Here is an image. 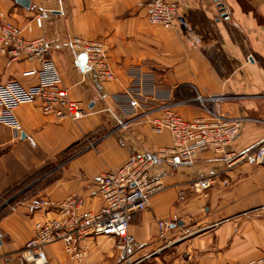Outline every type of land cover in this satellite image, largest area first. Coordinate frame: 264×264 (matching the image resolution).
Wrapping results in <instances>:
<instances>
[{
    "label": "crops",
    "instance_id": "crops-1",
    "mask_svg": "<svg viewBox=\"0 0 264 264\" xmlns=\"http://www.w3.org/2000/svg\"><path fill=\"white\" fill-rule=\"evenodd\" d=\"M28 1L26 9L16 0H0V12L25 26L43 6L48 8L44 29L34 27L26 36L47 40L62 86L91 111L77 121L60 120L46 116L38 103H23L14 110L19 131L0 123V199L77 144L75 156L61 170L32 181L19 200H13L20 194L15 192L0 203V264H29L23 251L34 224L56 217L29 214L33 198L62 201L79 194L85 210L98 211L100 175L132 154L152 157L170 148L169 133L155 134L147 120L119 128V120L134 111L124 95L130 84L152 90L148 93L155 100L148 106L172 102L187 120L204 114L195 102L198 95L225 97L208 105L243 120L226 152L249 150L263 141L264 0H180L170 29L148 23L138 0ZM75 37L105 42L115 81L83 72L85 53L72 47ZM36 67L28 62L7 65L0 54V85H34L36 80L22 73ZM96 132H102L101 138L76 149ZM150 178L160 180L163 189L145 211L131 216L132 242L125 252L117 238L93 237L79 242L72 254L63 243L46 246L48 264H231L264 255V164L228 170L223 155L207 151L191 164L159 161ZM204 178L216 184L203 193L188 191L185 201L178 199L180 189ZM160 223L171 226L163 230Z\"/></svg>",
    "mask_w": 264,
    "mask_h": 264
},
{
    "label": "built area",
    "instance_id": "built-area-1",
    "mask_svg": "<svg viewBox=\"0 0 264 264\" xmlns=\"http://www.w3.org/2000/svg\"><path fill=\"white\" fill-rule=\"evenodd\" d=\"M42 1L46 5L55 0ZM179 2L142 0L139 6L147 9L150 24L170 29L178 13ZM47 13L48 8L43 6L25 26L15 23L10 14L0 13V54L6 59L7 65L20 62L38 64L37 68L22 73L23 78L35 79L36 84L26 86L15 82L0 85V123L18 131L20 125L14 110L23 103H38L46 116L60 120L77 121L90 113L89 107L72 99L68 89L62 86L59 73L51 64L47 40L44 37L26 36L33 32L34 27L44 29ZM71 45L85 53L84 73L93 71L104 82L116 80L103 41L74 38ZM148 91L151 90H139L136 86L124 93L134 113H130L127 119L119 120V128H128L137 120H147L155 134L169 133L170 148L161 149L152 157L132 154L123 165L100 175L97 179V192L102 207L98 211L85 210V201L79 194H70L62 201L47 197L33 198L27 205L29 214L54 213L56 217L41 219L34 224L33 238L23 251L29 264H48L45 254L48 245L63 243L66 251L72 254L78 251L79 242L100 236L119 239L118 247L125 252L132 242L129 233L131 216L145 211L152 196L163 189L160 180L150 178L153 166L159 161L172 165L191 164L199 154L212 151L224 156L228 170L244 164H264V139L249 150L226 152L238 135L243 120L228 118L208 105L220 104L225 97L204 98L198 95L195 102L204 114L187 120L176 111V104L172 102L167 101L156 107L148 106L150 101L155 100ZM214 184L216 180L211 178L194 180L187 188L178 191V199L185 201L188 191L203 193ZM170 226L168 223H160L163 230ZM231 264H264V255Z\"/></svg>",
    "mask_w": 264,
    "mask_h": 264
},
{
    "label": "rangeland",
    "instance_id": "rangeland-1",
    "mask_svg": "<svg viewBox=\"0 0 264 264\" xmlns=\"http://www.w3.org/2000/svg\"><path fill=\"white\" fill-rule=\"evenodd\" d=\"M56 1V0H55ZM55 1L53 2V3H55ZM142 0H138V3H137V8L138 9H140V10H145V12H146V19H147V21H148V23H150L149 22V20H148V15H147V9L145 8V7H140L139 6V3L141 2ZM53 3H49V4H47V5H51V4H53ZM44 7H46V6H44ZM52 11V10H51ZM0 13H4V12H0ZM6 14H9V13H6ZM11 15V14H10ZM152 25V24H151ZM154 26H156V25H154ZM162 27V26H161ZM75 38H80V37H75ZM81 38H83V39H89V40H100V39H96V38H91V37H81ZM74 39V38H73ZM100 41H103V40H100ZM104 42V41H103ZM104 44H105V42H104ZM105 46H106V44H105ZM107 49V48H106ZM107 54H108V51H107ZM108 57H109V54H108ZM109 62H110V59H109ZM37 68V67H36ZM104 82V81H103ZM149 84H151V83H149ZM134 87H136V86H133L132 84H130L129 85V91H131ZM138 87V89L139 90H147V88L146 87H140V86H137ZM152 91V90H151ZM160 105V104H159ZM86 106V105H85ZM91 111V110H90ZM101 136H102V132H96V133H94L93 135H91L90 136V138H88V139H85V140H83L82 141V143H81V145L79 146V147H77L76 149L77 150H79L80 148H82L83 146H85V145H87L88 143H93V142H95L96 140H98L99 138H101ZM76 150V151H77ZM73 153L74 151L73 150H71L69 153H66V154H63V155H61L60 157H58V160L57 161H55V162H53L52 164H50V163H44V165L40 168V170H42V175H45V174H48L50 171H52V170H61V167H62V165H63V162H65V160L68 158V156L70 155V153ZM170 165H172V164H170ZM56 175V174H55ZM53 178V177H52ZM29 179V178H28ZM28 179L24 182V183H22V184H20L19 186H17V187H19V188H21V187H23V185L24 184H28ZM17 187L15 186L14 188H12L10 191H8V193H6V194H4L2 197L3 198H1L0 199V203L1 202H3V200L4 199H6L7 198V196H12V195H14L15 194V192H16V190H17Z\"/></svg>",
    "mask_w": 264,
    "mask_h": 264
},
{
    "label": "trees",
    "instance_id": "trees-1",
    "mask_svg": "<svg viewBox=\"0 0 264 264\" xmlns=\"http://www.w3.org/2000/svg\"><path fill=\"white\" fill-rule=\"evenodd\" d=\"M75 145H77V144H75ZM75 145L74 146H72V148H70L71 150L75 147ZM71 150H68L66 153H69ZM65 153V154H66ZM76 153V152H75ZM75 153H70V155L68 156V158L65 160V162H63V165L66 163V162H68L70 159H72L74 156H75ZM62 165V166H63ZM62 168V167H61ZM43 175H42V170L41 171H36V172H34L33 174H31L30 176H29V179H28V184H24L23 185V187H21V188H19V187H17V190H16V193H20V191L21 190H23V188H25V187H27L29 184H31V182L32 181H34V180H36V179H38V178H40V177H42ZM52 180H56L57 178L56 177H53V178H51ZM28 191V190H27ZM15 193V194H16ZM25 192H21L20 194H18V196L16 197V198H14L13 200H19L21 197H23L22 195L24 194ZM12 200V201H13Z\"/></svg>",
    "mask_w": 264,
    "mask_h": 264
},
{
    "label": "water",
    "instance_id": "water-1",
    "mask_svg": "<svg viewBox=\"0 0 264 264\" xmlns=\"http://www.w3.org/2000/svg\"><path fill=\"white\" fill-rule=\"evenodd\" d=\"M16 3L21 5L22 7L28 9L30 7V1L28 0H16ZM85 64H86V58H85Z\"/></svg>",
    "mask_w": 264,
    "mask_h": 264
}]
</instances>
